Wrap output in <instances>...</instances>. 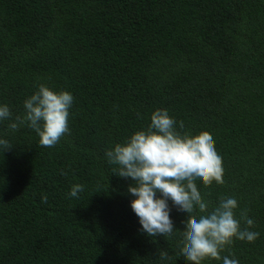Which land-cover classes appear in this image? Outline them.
<instances>
[{
  "label": "trees",
  "instance_id": "trees-1",
  "mask_svg": "<svg viewBox=\"0 0 264 264\" xmlns=\"http://www.w3.org/2000/svg\"><path fill=\"white\" fill-rule=\"evenodd\" d=\"M41 84L74 98L70 134L51 148L8 128ZM0 105L12 112L0 121L12 147L0 149V264H190L187 213L169 200L173 236L142 233L133 181L105 156L157 109L181 134H211L224 183L195 181L208 211L234 197L236 218L254 221L259 237L221 256L264 264V0H0Z\"/></svg>",
  "mask_w": 264,
  "mask_h": 264
},
{
  "label": "clouds",
  "instance_id": "clouds-1",
  "mask_svg": "<svg viewBox=\"0 0 264 264\" xmlns=\"http://www.w3.org/2000/svg\"><path fill=\"white\" fill-rule=\"evenodd\" d=\"M73 101L71 93H57L41 84L38 91L24 101V115L16 116L8 128L15 132L27 125L40 137V146L54 147L62 136L70 134L68 118ZM11 118L10 108L0 105V121ZM150 119L146 130L137 131L124 144L118 143L105 152L108 163L119 166L114 170L115 175L133 181L127 191L135 197L130 206L139 218L140 231L149 237L173 236L177 230L170 219L168 201L171 200L178 211L187 213L184 230L180 231L183 239L178 242L180 255L190 264H202L206 259L238 264L236 259L222 257L221 253L232 246L234 240L254 242L259 233L250 230L254 221L248 217L247 210L236 218L238 201L234 197L221 198L209 212L208 203L198 191L197 179L205 187L214 181L224 183L222 159L211 134H181L166 109H157ZM183 127L180 121L179 128ZM11 148L9 141L0 139V149ZM83 190V185H73L68 196L78 198ZM41 202H47L46 195ZM197 208L199 216L195 214ZM158 255L161 260L171 259L165 250Z\"/></svg>",
  "mask_w": 264,
  "mask_h": 264
}]
</instances>
